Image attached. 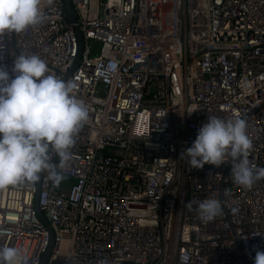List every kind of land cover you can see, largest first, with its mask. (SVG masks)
<instances>
[{"label": "built area", "instance_id": "1", "mask_svg": "<svg viewBox=\"0 0 264 264\" xmlns=\"http://www.w3.org/2000/svg\"><path fill=\"white\" fill-rule=\"evenodd\" d=\"M41 0V22L0 34V63L35 54L74 84L88 121L53 186L47 173L0 188V246L25 264H253L264 251V179L234 183L232 162L189 166L210 116L239 117L264 167V0ZM191 112V113H190ZM56 163V157L52 159ZM219 199L202 221L198 204ZM190 205V207H189Z\"/></svg>", "mask_w": 264, "mask_h": 264}, {"label": "clouds", "instance_id": "2", "mask_svg": "<svg viewBox=\"0 0 264 264\" xmlns=\"http://www.w3.org/2000/svg\"><path fill=\"white\" fill-rule=\"evenodd\" d=\"M40 4L41 0H0V34L20 33L39 24ZM73 89L72 81L51 73L38 55L20 53L10 65L0 63V188L35 181L42 172L53 186L60 184V169L72 159L75 136L89 119L88 108ZM251 146L243 119L210 116L183 152L190 168L231 161L234 183L250 188L264 179V167L249 165ZM221 211L216 198L197 206L202 221ZM0 264H25V257L16 247L0 246ZM253 264H264V251L255 252Z\"/></svg>", "mask_w": 264, "mask_h": 264}, {"label": "water", "instance_id": "3", "mask_svg": "<svg viewBox=\"0 0 264 264\" xmlns=\"http://www.w3.org/2000/svg\"><path fill=\"white\" fill-rule=\"evenodd\" d=\"M63 5H64V11H65V14H66V17H67V20L70 24H72L73 26V29H74V32H75V35L77 37V40H78V45H79V48H78V54H77V57L75 58L74 62H73V65L71 67V69L69 70V74L71 73V71H73L78 62H79V59H80V52H81V45H82V40H81V35H80V32H79V28H78V25L76 23V17H75V13H74V10H73V7L71 5V2L70 0H63ZM39 180V178H38ZM34 208L37 212V215L38 217L40 218V220L43 222V224L45 225L46 229L48 230L49 232V235H50V243H49V247L46 251V253L44 254L43 258L41 259L40 263L39 264H45L46 262V259L52 249V246H53V233H52V230L49 226V223L46 219V217L44 216V214L39 210L38 206H37V201L35 200L34 202Z\"/></svg>", "mask_w": 264, "mask_h": 264}]
</instances>
